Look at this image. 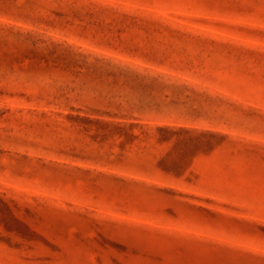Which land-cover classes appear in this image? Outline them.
Masks as SVG:
<instances>
[{
  "label": "rangeland",
  "instance_id": "rangeland-1",
  "mask_svg": "<svg viewBox=\"0 0 264 264\" xmlns=\"http://www.w3.org/2000/svg\"><path fill=\"white\" fill-rule=\"evenodd\" d=\"M41 1L0 16V50H29L0 67V264H264V0ZM88 52L175 78L117 80ZM113 96L143 123L125 148L67 118ZM182 120L219 133L187 170L200 145L158 134Z\"/></svg>",
  "mask_w": 264,
  "mask_h": 264
},
{
  "label": "trees",
  "instance_id": "trees-1",
  "mask_svg": "<svg viewBox=\"0 0 264 264\" xmlns=\"http://www.w3.org/2000/svg\"><path fill=\"white\" fill-rule=\"evenodd\" d=\"M12 0H0V16H5L8 18H27L25 12H22V8L15 6L11 2ZM15 1V0H14ZM41 1V0H39ZM47 3L57 4V6L62 4H71V9L69 10L74 13L76 12L77 8L73 5H76L80 0H42ZM41 1V2H42ZM128 3H144V6L154 5L156 0H123ZM20 11V12H19ZM56 13L57 16H68L64 15L58 11H52ZM78 16H74L76 19ZM31 17L29 16V19ZM68 24L73 25V20H68ZM12 26L9 27L6 23L0 21V48L9 47L11 44V40L13 37L8 33L9 30H12ZM86 29V27H84ZM37 36V35H31ZM84 37V36H83ZM52 39V37H49ZM21 39V38H18ZM41 38L34 40V43H38ZM23 43H29V31L26 32L25 37L22 39ZM29 48V47H28ZM27 54H22V59L18 56H13L9 52H3L0 50V67L7 66L13 68V64L19 61H25L29 59V50ZM80 56L83 57L86 66H93V67H100L103 69L108 76H113L117 80L123 78L128 79L133 82H141L143 83L146 80H150L151 84L149 87H157L158 82L161 84L164 80L170 81L175 78V75L170 70H162L156 67H143L140 65L129 66L122 63L121 59L116 56H110L108 54H102L99 56H93L91 52L88 53H79ZM94 57L95 62L90 63L87 59L90 57ZM32 61H36L32 59ZM103 64L107 67L102 68ZM1 91V90H0ZM2 93H8L1 91ZM168 94H165L167 97ZM71 102L70 98H65V100L55 99L53 101H47V104H55V105H63L65 107H69L73 111L75 110L74 107L69 106ZM100 103H107V107L109 109L102 110L100 108L94 109L93 112H85L82 113H70L68 114L67 118H69L70 122L77 126H81L84 129L87 127H94L96 128V138H102V140H109L115 139L116 137H124L121 142V146L125 148L127 145L134 144L138 139L139 136L135 134V129L138 127L143 126L142 119L136 117L134 114H129L128 112H121L124 108V101L122 100L121 96H113L108 101H101ZM115 107L119 109L118 112L112 110ZM162 106L157 105L156 108H152L148 113L149 115H153L155 117L160 116H168L164 110H161ZM111 109V110H110ZM168 113V112H167ZM187 119V118H184ZM183 121V120H182ZM189 124L186 121L181 122L179 125H164L158 127V134L160 136L159 142L167 143V144H174L177 145L179 142L184 140H189L192 146L199 144L200 146H196L195 150L190 153V159L184 162L182 165L180 164L179 167L187 170L192 165V160L197 154L205 153L209 151L213 144H205L206 143V135L207 134H218V132L207 131L204 129H200L198 127H188ZM219 143V142H217ZM198 147H203L202 149L198 150Z\"/></svg>",
  "mask_w": 264,
  "mask_h": 264
}]
</instances>
